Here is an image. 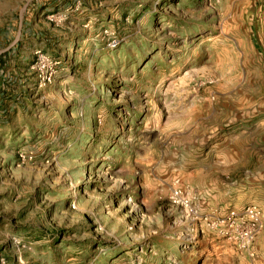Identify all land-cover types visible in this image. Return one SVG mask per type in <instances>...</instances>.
I'll use <instances>...</instances> for the list:
<instances>
[{
    "label": "rangeland",
    "instance_id": "1",
    "mask_svg": "<svg viewBox=\"0 0 264 264\" xmlns=\"http://www.w3.org/2000/svg\"><path fill=\"white\" fill-rule=\"evenodd\" d=\"M8 51L0 264H264V0H0Z\"/></svg>",
    "mask_w": 264,
    "mask_h": 264
},
{
    "label": "built area",
    "instance_id": "2",
    "mask_svg": "<svg viewBox=\"0 0 264 264\" xmlns=\"http://www.w3.org/2000/svg\"><path fill=\"white\" fill-rule=\"evenodd\" d=\"M33 57L32 68L35 71L39 86H46L47 84H50L53 79L55 66L58 63L53 61V59L47 56L42 50H36L33 53ZM237 215H240V221L249 223L247 227L243 228L240 233V238L244 246L249 244V242L252 240L253 233L257 231L260 212L256 207H249L245 209L241 214L230 211L227 217L229 220H234L236 219Z\"/></svg>",
    "mask_w": 264,
    "mask_h": 264
},
{
    "label": "crops",
    "instance_id": "3",
    "mask_svg": "<svg viewBox=\"0 0 264 264\" xmlns=\"http://www.w3.org/2000/svg\"><path fill=\"white\" fill-rule=\"evenodd\" d=\"M0 81H1L0 82V94H1L0 97L2 96V93H10L8 86L11 87V85L17 84V82H15L16 80L11 79L10 75L6 74L5 72L1 74ZM9 98L11 99L10 96Z\"/></svg>",
    "mask_w": 264,
    "mask_h": 264
},
{
    "label": "trees",
    "instance_id": "4",
    "mask_svg": "<svg viewBox=\"0 0 264 264\" xmlns=\"http://www.w3.org/2000/svg\"><path fill=\"white\" fill-rule=\"evenodd\" d=\"M9 51L0 55V77L1 74L3 73L4 68L6 67L7 62H5V57L7 56V54H10Z\"/></svg>",
    "mask_w": 264,
    "mask_h": 264
}]
</instances>
